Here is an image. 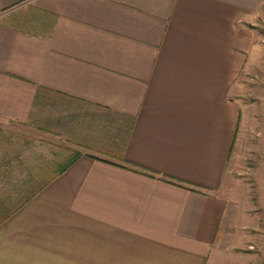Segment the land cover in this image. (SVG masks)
I'll list each match as a JSON object with an SVG mask.
<instances>
[{
	"label": "crops",
	"instance_id": "obj_1",
	"mask_svg": "<svg viewBox=\"0 0 264 264\" xmlns=\"http://www.w3.org/2000/svg\"><path fill=\"white\" fill-rule=\"evenodd\" d=\"M260 23L264 0H0V264H264Z\"/></svg>",
	"mask_w": 264,
	"mask_h": 264
},
{
	"label": "rangeland",
	"instance_id": "obj_2",
	"mask_svg": "<svg viewBox=\"0 0 264 264\" xmlns=\"http://www.w3.org/2000/svg\"><path fill=\"white\" fill-rule=\"evenodd\" d=\"M22 5V4H21ZM20 5L14 7L13 9H17L19 8ZM257 32L262 35V41H264V23H260L258 26H257ZM264 43V42H263ZM262 57L261 59V62H262V66L260 67H255V72H254V76H252V78L254 79V84L256 86V88L258 87H264V54L263 55H260ZM252 201V203L254 204L253 206L256 208H258L260 211L257 212L256 214H259V215H264V198H251L250 199ZM256 208V209H257Z\"/></svg>",
	"mask_w": 264,
	"mask_h": 264
},
{
	"label": "trees",
	"instance_id": "obj_3",
	"mask_svg": "<svg viewBox=\"0 0 264 264\" xmlns=\"http://www.w3.org/2000/svg\"><path fill=\"white\" fill-rule=\"evenodd\" d=\"M75 155L76 154H72L63 164H61L59 167H57V172L63 171L68 166V164L71 163L74 160ZM44 184H46V182L35 183L34 185H31V187L30 188H27V189L30 190L29 193H32L35 190L41 188ZM29 195H31V194H29ZM29 195L25 196V199L24 200H26ZM21 200H23V199H21ZM9 210H5V211H9Z\"/></svg>",
	"mask_w": 264,
	"mask_h": 264
}]
</instances>
